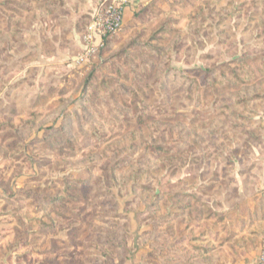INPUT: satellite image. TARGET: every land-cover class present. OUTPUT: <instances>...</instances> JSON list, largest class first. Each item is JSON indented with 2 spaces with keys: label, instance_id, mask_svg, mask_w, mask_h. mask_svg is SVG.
<instances>
[{
  "label": "rangeland",
  "instance_id": "1",
  "mask_svg": "<svg viewBox=\"0 0 264 264\" xmlns=\"http://www.w3.org/2000/svg\"><path fill=\"white\" fill-rule=\"evenodd\" d=\"M102 1L0 0V264H258L264 0H131L77 64Z\"/></svg>",
  "mask_w": 264,
  "mask_h": 264
},
{
  "label": "built area",
  "instance_id": "2",
  "mask_svg": "<svg viewBox=\"0 0 264 264\" xmlns=\"http://www.w3.org/2000/svg\"><path fill=\"white\" fill-rule=\"evenodd\" d=\"M131 0H103L96 7L84 31V47L75 58L77 64H87L98 51L124 27L125 13ZM258 264H264V250Z\"/></svg>",
  "mask_w": 264,
  "mask_h": 264
},
{
  "label": "crops",
  "instance_id": "3",
  "mask_svg": "<svg viewBox=\"0 0 264 264\" xmlns=\"http://www.w3.org/2000/svg\"><path fill=\"white\" fill-rule=\"evenodd\" d=\"M133 6V5H132ZM132 6H130L128 9H127V11L128 10H132ZM126 11V12H127ZM129 11V12H130ZM36 17V16H35ZM80 16H74V18L76 19L74 22L75 23H73V29L74 30H71V20H69L68 21V26H67V28H63V30L65 31V30H68L69 31V33H70V35H69V38L71 37V39L73 40V41H75L74 43H76V46H75V44H74V46L76 47V48H82L83 49V47H84V42H83V38H82V36H81V31L79 32L78 30H77V28L75 27L76 26V23H78L77 22V20H78V18H79ZM70 18V17H69ZM61 19H62V17H61ZM58 20V19H57ZM63 20L65 21V17H63ZM59 21H61L62 22V20H60L59 19ZM63 23V22H62ZM38 25V24H37ZM37 25H35V26H37ZM34 26V27H35ZM56 30L57 31H60V32H62L63 30L59 27V23L57 24V26H56ZM55 32V34L54 35H56V31H54ZM53 35V34H52ZM67 54H64V57H65V59L67 58ZM264 236V235H263ZM264 247V243H263V245H262V247H261V249ZM255 254H256V252H255ZM257 254L256 255H251V256H247L246 257V260H248V259H250L249 261H246L245 260V262H241L240 264H256V261H257Z\"/></svg>",
  "mask_w": 264,
  "mask_h": 264
}]
</instances>
